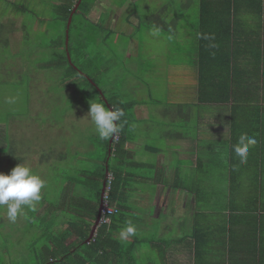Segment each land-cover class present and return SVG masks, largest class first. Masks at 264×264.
<instances>
[{"label": "rangeland", "instance_id": "rangeland-1", "mask_svg": "<svg viewBox=\"0 0 264 264\" xmlns=\"http://www.w3.org/2000/svg\"><path fill=\"white\" fill-rule=\"evenodd\" d=\"M48 1L51 0H13V2L0 0V23L6 27L2 34L4 39L6 36L12 40L15 38L13 44L22 41V25L26 19L27 26L30 28L29 45L32 44L33 38L36 42L39 39L42 40L43 53H40L39 57H35L33 62H49L56 53L54 45L59 38L60 24L62 23L54 19ZM113 1L123 11L118 14L110 12L113 21L108 24L103 23L105 27L100 38L98 40L93 39L94 45L91 47V56L97 60L100 72L107 68H103V66L109 67L105 73L99 75L100 80L103 78L115 79L117 81L116 88L121 95H124V98L128 101L141 99L149 105L136 106L138 112L143 116L147 115L149 108L151 112L148 117H143L144 121L140 120L141 124L137 130L134 128V131L130 132V139L133 141L131 148L134 147L133 143H135L136 147L133 148V151L135 149V152L140 154L141 157H147L146 160L150 163L159 162L162 170L165 169L166 171V177L169 176L168 178H170L174 169L184 171V163L178 164L176 162L178 160L183 162L184 148L191 147L188 142H184V139L175 138L176 135L181 132L184 133V129L187 131L190 129L191 133H195L196 130L198 131L200 124L203 123V115L197 111L190 117L189 128L184 126V113L186 111L179 112L177 109H171V111L173 110L172 118H167L164 113L163 115L160 112L162 109L174 107L177 103H184V89L189 91V101L193 98L192 89L197 86L196 75L198 70L197 60L195 59L197 48L193 26L196 25L199 18V0H194L191 5H188V0H127L130 2L128 5L122 4L126 0ZM14 4L26 6L28 10L18 14ZM154 13L155 16H162L166 19L165 26L151 23L150 18ZM179 13L181 14L180 20L171 24L173 16L177 18ZM135 16L138 19L133 18ZM98 22L100 23V21ZM12 26L14 27L12 28ZM163 27L169 29L170 36L160 30ZM35 28L41 29L35 31ZM38 32H40L39 35H36ZM130 45L134 47L131 55L128 51ZM10 47L14 54L11 66L14 67L15 64V69L10 70L9 74L7 71L0 72V79L4 80L3 84L0 85V103L3 104L1 107L2 114L6 112L5 116L7 118V115L12 113V116L7 119L9 122L4 120V129L0 130L3 138H6L7 141L12 139H16L18 142L22 141L18 143V147L24 152L23 154L26 156L25 164L27 165L34 164V160L38 159L39 154L45 153L49 148L56 147L58 153L60 150L67 149L66 159L62 163L59 159L55 160L60 162L58 167L74 162L73 159H76L78 155H76L75 150L72 151V147L77 148L81 153H89L88 149L78 148V146L88 147L90 144L88 135L93 134L96 130L94 123L87 116L90 102H101L96 96V91L89 89L77 94L74 92L75 88H60L61 70H45L39 72L37 76H34L32 72L30 74L26 72L24 78L22 73L19 74V71L27 69V67L22 66L23 56L18 57L12 45ZM17 48L19 49L20 46L17 45ZM23 48L24 44L21 49L23 50ZM7 53L8 48L4 51L3 56L0 54V63L10 58ZM101 63L103 64L102 67ZM20 76L23 79L22 81H14ZM103 88L105 89V86ZM131 114H133V111H131ZM146 123L151 128H145ZM169 130L172 135L167 138L165 133ZM8 144L9 142L4 146ZM71 145L73 146L71 147ZM152 147L171 149H168L167 153L154 154L146 152L147 148L151 149ZM9 149L10 145L7 146V152H9ZM173 150L179 151L180 156H182L181 158H175L177 160L174 163L175 166L172 164L171 158V151ZM3 157V160L7 161L5 156ZM8 165L6 169L3 168L2 173L6 171L5 174H10L15 167L13 163ZM154 165L158 166V164ZM77 168H79V163ZM32 170L41 176L45 181V186L47 180L52 183V191L56 185L52 182V178L66 176L71 173V171L63 172L62 169L51 168V164H48L47 169L42 166L41 171L34 168ZM141 173L153 178L156 175V170L149 172L144 168ZM72 175L76 176L77 172L72 173ZM165 175L164 178H166ZM182 178L184 177L181 176L180 181ZM170 182H173V180H170ZM126 186L125 204L136 210L138 208L147 210L146 218L156 217L154 215L155 209H153V206L159 203V198L156 199V197L157 195L162 196L163 191L170 189L165 185L160 187L157 184L140 183L138 188L134 189L136 195L133 194L134 196H132L133 179L129 180ZM44 188L41 190L42 195L45 194L43 193ZM175 191L178 194L182 192L178 189ZM178 201V206L183 207L177 210L179 213L184 214V205H180V202L184 201V197H178ZM32 207L33 209L36 208V206H23V213L18 215L15 222L10 221L7 215L5 216L6 223L0 226V264L25 263V257L23 256L28 255L25 253L28 251V246L33 250L38 247L41 249L43 245L49 244L46 235L44 239L41 238L37 241L36 247L32 248L30 246L33 243H29V239H34L37 233L41 234L45 229L42 230L39 224L34 225L32 228L26 227L24 221L32 215L29 210ZM141 215H143L142 211H140L139 216L141 217ZM137 217L138 214L133 213L132 219H137ZM152 229L162 230V227ZM178 230L177 227H172L170 231L176 233ZM123 243L127 251L133 252V249H136L133 237L124 239ZM145 244L147 247L145 253L149 256H143L139 260L140 263L150 262L155 264L167 260V258H161L155 248L147 243ZM133 255L138 257L137 253Z\"/></svg>", "mask_w": 264, "mask_h": 264}, {"label": "trees", "instance_id": "trees-1", "mask_svg": "<svg viewBox=\"0 0 264 264\" xmlns=\"http://www.w3.org/2000/svg\"><path fill=\"white\" fill-rule=\"evenodd\" d=\"M9 1L13 2V0ZM78 2L79 0L48 1L54 19L62 23L60 24L59 38L54 45L56 53L49 62H33L30 56L32 52L37 53L39 56L40 53H43V42L40 39L36 42L33 38L32 44L29 45L30 28L27 26L26 19L23 21L24 48L23 50L19 48L16 53L25 57L24 60L27 61V64L23 63L22 66L27 67V69L19 71V74L22 73L25 78L26 72L31 73L28 68L32 69V65L39 72L61 70L60 88H75L74 92L77 94L89 89L94 90L96 96L105 104V107L110 108L104 96L113 108H121L125 115L121 119L122 129L114 137L101 140L96 130L93 134L88 135L90 139L89 146L79 145L78 148L88 149L89 153H81L71 145L72 151L75 150L76 155H78L71 164L58 167V163H62L66 159L67 149L60 150L58 153L55 147L49 148L45 153H40V158L38 157L37 160H34V164L29 165L31 168L41 171L42 166L47 169L48 164H51V168L62 169L63 172L71 171V173L66 176L52 178V182L56 184L53 191L51 188L52 183L47 180L43 192L45 194L42 195L41 193V200L34 202L33 206H36V208L29 209L32 215L24 221L26 227L32 228L34 225L39 224L42 230L45 228L41 234L37 233L34 239H29V243H33L30 246L32 248L36 247L37 241L41 238L44 239L46 235L49 244L43 245L41 249L39 247L34 248L35 250H31L28 246V251L25 252L28 255L23 256L26 264H103L105 258L115 257L114 261H117L124 253L129 258L130 250L127 251L124 243L114 238L111 233L107 234L109 227L107 224L114 225L117 221L120 224L128 225L133 220V208L125 204L128 181L137 179L140 176L139 172L144 168L149 172L153 170L158 172L157 166L154 164L133 160V148L128 146L131 140L130 132L134 131L135 124L139 121L134 108L138 102L143 100L128 101L117 90L115 79L103 78L100 80L99 75L105 73L109 67L103 66V68H107L100 72L97 60L91 56V47L94 45L93 39L98 40L105 27L103 23L108 24V21L110 22L109 13L103 17L93 14L95 8H98L96 12H100V0L80 1L72 16L69 41L67 42L69 19ZM193 2L194 0H188L187 3L191 5ZM15 4L14 7L18 14L28 10L26 6ZM199 4L201 48L198 98L201 103L229 102L232 97L235 99L236 89L243 90L245 88L243 79L236 77L235 80V77L232 76L230 78V74L235 71L239 73L241 67H245L243 66L245 65V46L247 57H249L247 65L257 68L258 71L264 69V39L260 35L259 26H254L244 19L246 13L251 14L254 18L259 17L264 12V0H199ZM180 15L179 13L177 18L173 16L171 24L177 23L181 18ZM150 21L153 24L166 25L164 23L166 19L162 16H155V13L151 15ZM12 24L14 23L12 22ZM5 29V25L0 23V54L3 56L4 51L8 48L7 56L14 59L13 51L9 48L11 38L9 39L6 36L4 39V35H2ZM39 29L35 28V31ZM160 30H163L169 36L171 35L167 27ZM39 33L36 35H39ZM68 52L71 55V60ZM239 59H242V61H239ZM11 64L13 62L7 64L8 74L10 70L15 69V64L14 67ZM91 65L93 66L91 67ZM102 65L101 63V67ZM35 69L34 71H36ZM21 78L20 76L14 81H22ZM91 79L96 82V85ZM3 81L0 79V85L3 84ZM234 85L236 89L232 93ZM103 86H105V89ZM100 90L103 91L104 96ZM86 92L89 93L90 91ZM192 93L194 94V92ZM152 102L155 103L153 100ZM2 105L1 102L0 130L4 129V120L9 122L7 119L12 116V113H9L6 118V112L2 114ZM196 106L197 103L195 102L177 103L174 107L163 109L165 112L163 113L168 118L172 116L173 110L171 111V109H177L179 112H183L185 109L184 126L189 128L190 117L196 112ZM257 107L260 108L259 105ZM131 111H133V114H131ZM169 132L170 130L166 132V137L172 135ZM196 132L198 133L197 130L195 133H191L190 129L189 131L184 129V133H179L175 138L194 136L197 134ZM0 135L2 134L0 133ZM7 142L10 145L9 152L6 150L8 145L4 146ZM20 142L16 139L7 141L6 138H0V172L3 168L6 169L9 163H13L15 166L25 163L26 156L23 154L22 149L18 147ZM160 149L161 147L155 148L156 151H160ZM3 156L7 161L3 160ZM56 159L61 161L56 162ZM78 163L79 168H77ZM74 172H77L76 176L72 175ZM5 173L7 172L5 171ZM107 175H112V178L107 179L109 187L107 200L111 206L117 208V212L108 215L111 216V221L114 222H100L96 234L90 237L93 225L98 218L104 181ZM4 209V207H0V226L6 223L7 220L5 217L6 210L4 211ZM29 260L33 261L27 262ZM25 263L16 262L14 264Z\"/></svg>", "mask_w": 264, "mask_h": 264}, {"label": "crops", "instance_id": "crops-1", "mask_svg": "<svg viewBox=\"0 0 264 264\" xmlns=\"http://www.w3.org/2000/svg\"><path fill=\"white\" fill-rule=\"evenodd\" d=\"M124 3L128 5L130 2L126 0L122 2ZM97 9H94L93 14L103 17L109 13L110 22L113 21L110 12L118 14L123 11L114 4L113 0H100L99 13L96 12ZM133 18L138 19L136 16ZM244 19L254 26H259L260 35L264 39V12L255 18L246 13ZM193 29L197 48L195 56L198 66L197 86L192 89L194 94L191 101L188 98L190 96L188 89H184V102L197 103L195 110L203 115V123L200 124L196 135L177 138L184 139V142H188L191 147L184 148L183 162L175 159L182 157L179 151H171L172 164L177 161L176 163L185 165L184 171L174 169L171 179L168 178L169 176L166 177V171L162 170L159 162H148L147 157H141L134 149L133 160L158 164L159 174L156 172V177L152 178L143 177L141 175L144 174L139 172L140 176L133 179V194L136 195L134 189H137L140 183H152L160 187L165 185L170 189L163 191L162 196L157 195L156 199L159 198V203L153 206L155 218H146L147 210L140 208L136 210L132 207V212L138 214L137 219L131 221L136 228V234L130 236L134 239L136 249L129 253V258L124 253L117 261H114L115 257L105 258L103 264H152L139 262L143 256H149L145 253L147 248L145 243L155 248L161 258H167L155 264H264V69L258 71L257 68L247 65L249 57L245 46V65H243L245 67H241L239 73L235 71L230 74V78L235 77V80L236 77L243 79L245 88L237 90L234 85L232 93L236 89L235 99L232 97L229 102L201 103L198 98L201 48L200 4L199 18ZM10 40V46L12 45L15 51L18 50L17 45L21 49L24 44V38L17 44H13L15 38ZM132 45L128 50L129 55L134 50ZM30 57L34 60L39 55L32 52ZM22 58L25 59L24 56ZM13 60L9 58L0 63V72L7 71V64L12 63ZM23 63L27 64V61L24 60ZM28 69L34 76L39 73L33 65L32 69ZM142 104L147 105L146 102L140 101L136 106ZM258 105L260 108H256ZM136 106L134 111L139 121L135 124V130L140 127V120L144 121L143 117H148L151 112L149 108L147 115L143 116ZM160 112L163 114L164 110ZM145 128L151 127L146 123ZM242 133L257 140L256 145L250 147L245 164L240 163L233 150ZM0 138L3 136L0 135ZM132 142L130 140L128 146L131 147ZM133 144L136 147V144ZM155 148H147L146 152L167 153L168 149H171L161 148L157 152ZM164 175L166 178L163 177ZM181 176L184 178L180 181ZM177 189L182 192L178 194L175 191ZM180 196L184 197V201L180 202V205H184V214L177 210L183 207L178 206ZM140 211L143 213L141 217ZM110 222L114 221L110 220ZM107 225H109L107 234L111 233L114 238L123 242L120 232L127 225L117 221L114 225ZM161 227L162 230L152 229ZM172 227H177L178 232L172 233L170 231ZM134 253H137L138 257H134Z\"/></svg>", "mask_w": 264, "mask_h": 264}, {"label": "clouds", "instance_id": "clouds-1", "mask_svg": "<svg viewBox=\"0 0 264 264\" xmlns=\"http://www.w3.org/2000/svg\"><path fill=\"white\" fill-rule=\"evenodd\" d=\"M124 115V111L121 108H108L105 107L103 102H90L87 116L90 117L91 121L94 123L99 139L108 140L110 137H114L121 131V119ZM256 143L257 140L246 133H242L239 136L238 143L233 146V150L241 164L247 162L249 149L250 147L255 146ZM108 178H112V175H109ZM44 186L45 181L41 176L33 172L32 168L25 163L17 164L11 170L10 174L0 172V207L6 208L8 219L15 222L18 215L23 213V206L31 207L34 202L40 201L41 190ZM107 199L108 196L106 192L100 222H104L102 217L106 206H109L114 210L113 213L109 214L112 215L117 212V208L111 206ZM110 220L111 216H109L108 222H110ZM135 234L136 228L131 222H129L127 227L120 232V236L123 239H127Z\"/></svg>", "mask_w": 264, "mask_h": 264}, {"label": "water", "instance_id": "water-1", "mask_svg": "<svg viewBox=\"0 0 264 264\" xmlns=\"http://www.w3.org/2000/svg\"><path fill=\"white\" fill-rule=\"evenodd\" d=\"M80 1L76 4L74 10L72 11V14H71V17L69 19V23H68V30H67V42L69 41V28H70V24H71V21H72V16L74 14V12L76 11L77 7L79 6L80 4ZM68 56H69V59L71 60V55L70 53L68 52ZM92 80V79H91ZM92 82L96 85V82H94L92 80ZM101 94L104 96L103 94V91L100 90ZM105 98V101L107 102L108 106L110 108H113L110 104H109V101L108 99L104 96ZM109 175L106 176V180L104 181V187H103V191H102V198H101V204H100V209H99V214H98V218L96 220V223H95V226L93 227V230H92V234L90 237H93L95 235V230L97 229L98 225L100 224V218H101V213H102V209H103V206H104V200H105V195H106V192H107V189H108V183H107V179H108Z\"/></svg>", "mask_w": 264, "mask_h": 264}, {"label": "built area", "instance_id": "built-area-1", "mask_svg": "<svg viewBox=\"0 0 264 264\" xmlns=\"http://www.w3.org/2000/svg\"><path fill=\"white\" fill-rule=\"evenodd\" d=\"M113 212H114L113 208H111L109 206H106L105 209H104V211H103L104 214H103L102 220L104 222L109 221V216L108 215H109V213H113Z\"/></svg>", "mask_w": 264, "mask_h": 264}]
</instances>
